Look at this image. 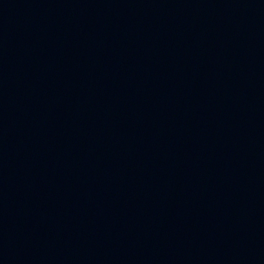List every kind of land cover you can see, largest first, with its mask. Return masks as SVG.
<instances>
[{"label": "water", "instance_id": "1", "mask_svg": "<svg viewBox=\"0 0 264 264\" xmlns=\"http://www.w3.org/2000/svg\"><path fill=\"white\" fill-rule=\"evenodd\" d=\"M0 264H264V0H0Z\"/></svg>", "mask_w": 264, "mask_h": 264}]
</instances>
